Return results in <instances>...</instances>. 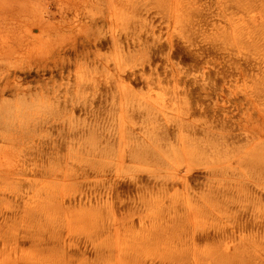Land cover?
Masks as SVG:
<instances>
[{"label": "rangeland", "instance_id": "1", "mask_svg": "<svg viewBox=\"0 0 264 264\" xmlns=\"http://www.w3.org/2000/svg\"><path fill=\"white\" fill-rule=\"evenodd\" d=\"M0 264H264V0H0Z\"/></svg>", "mask_w": 264, "mask_h": 264}]
</instances>
